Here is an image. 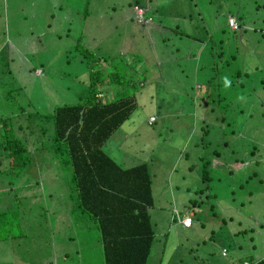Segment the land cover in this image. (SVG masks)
Instances as JSON below:
<instances>
[{"label":"rangeland","instance_id":"1","mask_svg":"<svg viewBox=\"0 0 264 264\" xmlns=\"http://www.w3.org/2000/svg\"><path fill=\"white\" fill-rule=\"evenodd\" d=\"M228 14L240 17L239 30L222 26ZM81 43L93 56L114 60L115 68H98L103 74L127 66L134 85L126 91L136 105L103 148L122 166L147 165L153 197L147 264L247 258L250 247L236 243L251 231L233 232L259 222L253 236L264 255V0H0V78L8 71L13 78L0 87V115L10 109L11 102L1 100L7 89L13 100L30 99L41 110L80 96L86 76ZM208 43L220 59L207 52ZM214 65L230 80L218 96L212 91L217 82L208 80ZM105 85L110 93L113 81ZM194 152L206 160L205 183ZM6 163L0 153V168ZM27 169L0 174V264L97 263L100 243L90 221L62 208L56 212L66 215L62 223L50 220L48 203L70 204L65 168L42 155ZM40 177L41 185L33 182ZM190 198L200 201L186 207ZM183 215L190 217L187 226Z\"/></svg>","mask_w":264,"mask_h":264},{"label":"trees","instance_id":"2","mask_svg":"<svg viewBox=\"0 0 264 264\" xmlns=\"http://www.w3.org/2000/svg\"><path fill=\"white\" fill-rule=\"evenodd\" d=\"M258 7L260 8V5L255 10ZM228 17L234 18L236 28L228 26ZM238 19L240 17L228 14L222 26L231 32L239 30ZM201 30L203 32V29ZM75 43L77 45V42ZM81 45L79 51L85 63L86 76L82 77L84 89L80 96L77 95L71 101H52L46 110H41L30 99L13 100L12 91L9 89L3 91L1 100L5 99L8 105L9 102L11 104L9 111L0 115V153L7 160L0 168V174L5 171L18 174L21 172L20 168L28 173L27 165L42 155L56 160L65 168L64 173L67 177H64V181L68 186L66 198L70 204L56 207L53 203H48L54 210L51 211L50 220L55 221V224H61L66 215L62 217L61 213L60 215L57 213L58 217L56 212L62 208L64 214H72V218L79 215L90 221L100 243V260L94 264H147L153 235L148 214L153 197L147 165L145 161H139L122 166L103 148L107 138L115 129L121 128L136 105L133 93L126 91L134 85L129 83L130 73L127 72V66L123 64L124 69L116 74L115 69L114 73L103 74L104 72L98 68L103 64L107 67L105 70H111L115 68L114 60H108L107 56H93L84 44ZM205 47L207 52L218 59L221 58V51L215 52L211 43ZM229 63L224 61L226 68L229 67ZM125 64L128 62L125 61ZM209 71L215 73L208 80L213 79L217 82L212 91L214 96H218L223 83L224 86H228L230 80L226 76L217 75L220 71L216 65L211 66ZM239 74L240 71L235 69V75ZM242 74L247 75L246 72ZM12 79L8 71L0 78V87L7 88L6 83ZM208 80L204 82V86L209 85ZM111 81L113 86L109 93L105 84H110ZM203 94H206L204 90ZM220 143L222 146L227 145L225 139ZM216 151L217 149L212 153L215 155ZM249 152L252 154L254 149H249ZM195 154L197 161H200L199 176L205 183V180L210 178L205 172L206 160L203 161L199 152H194V156ZM47 167L48 171L49 165ZM47 171L41 174L45 175ZM251 173L253 172L247 175L251 176ZM28 177L25 175L23 183H26ZM44 178H35L33 182H40L41 185ZM46 181L50 183V180ZM47 187L42 188L44 196L47 195ZM29 189L30 193H35L34 187H26L24 191ZM196 200L200 201L190 198V203L186 207L195 206ZM208 205L213 206L210 202ZM4 211L0 210V215ZM27 215L30 216L28 213ZM262 216L264 213L259 217ZM259 226L260 222L257 226L242 227L233 232L244 233L247 229L246 232L252 233L249 237L244 236L243 243H236L240 248L250 247L247 264H264V255H255L256 240L253 231ZM250 238L253 242L248 245L252 240ZM223 255H226V251ZM242 261L243 258H230L228 264H241Z\"/></svg>","mask_w":264,"mask_h":264},{"label":"built area","instance_id":"3","mask_svg":"<svg viewBox=\"0 0 264 264\" xmlns=\"http://www.w3.org/2000/svg\"><path fill=\"white\" fill-rule=\"evenodd\" d=\"M227 24L230 28H236L237 27V24L234 20L233 17H228L227 19ZM180 222L183 224V225H186L189 223V217L187 215H183L180 217ZM222 251H224L222 249ZM241 264H247V261L243 260Z\"/></svg>","mask_w":264,"mask_h":264},{"label":"clouds","instance_id":"4","mask_svg":"<svg viewBox=\"0 0 264 264\" xmlns=\"http://www.w3.org/2000/svg\"><path fill=\"white\" fill-rule=\"evenodd\" d=\"M137 21H138V23H139V21H142V18H141V14L139 15V17L136 19ZM188 216V215H187ZM189 217V216H188ZM190 224V217H189V223L188 224H186L185 226H187V225H189ZM222 249L223 250H225V248L224 247H222L221 248V251H220V254H224L225 253V251H222Z\"/></svg>","mask_w":264,"mask_h":264},{"label":"crops","instance_id":"5","mask_svg":"<svg viewBox=\"0 0 264 264\" xmlns=\"http://www.w3.org/2000/svg\"><path fill=\"white\" fill-rule=\"evenodd\" d=\"M255 247H256V244H255ZM255 247H254V248H255ZM255 255H256V256H261V255H260V247H259V246L256 247ZM243 260L246 261V260H248V259H247V258H243Z\"/></svg>","mask_w":264,"mask_h":264}]
</instances>
